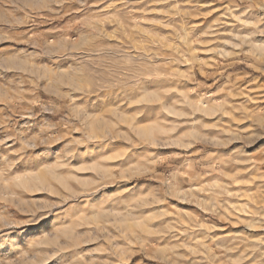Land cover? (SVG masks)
Here are the masks:
<instances>
[{"label":"rangeland","instance_id":"rangeland-1","mask_svg":"<svg viewBox=\"0 0 264 264\" xmlns=\"http://www.w3.org/2000/svg\"><path fill=\"white\" fill-rule=\"evenodd\" d=\"M0 264H264V0H0Z\"/></svg>","mask_w":264,"mask_h":264}]
</instances>
